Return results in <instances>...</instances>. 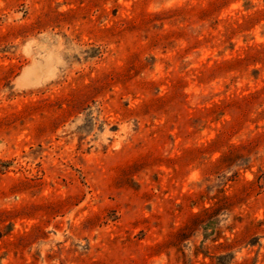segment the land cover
I'll return each instance as SVG.
<instances>
[{
  "label": "rangeland",
  "instance_id": "374dc122",
  "mask_svg": "<svg viewBox=\"0 0 264 264\" xmlns=\"http://www.w3.org/2000/svg\"><path fill=\"white\" fill-rule=\"evenodd\" d=\"M0 264H264V0H0Z\"/></svg>",
  "mask_w": 264,
  "mask_h": 264
}]
</instances>
